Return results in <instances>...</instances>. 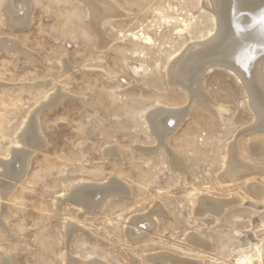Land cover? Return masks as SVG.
<instances>
[{
	"label": "rangeland",
	"instance_id": "rangeland-1",
	"mask_svg": "<svg viewBox=\"0 0 264 264\" xmlns=\"http://www.w3.org/2000/svg\"><path fill=\"white\" fill-rule=\"evenodd\" d=\"M97 1L114 7L98 30L88 0H27L19 28L0 0V159L28 157L16 181L0 167V264H264V62L256 92L221 63L199 90L176 85L175 60L219 30L214 7ZM161 108L179 112L166 135L147 120ZM232 151L246 170L227 175ZM81 185L113 193L92 208L68 199ZM202 196L234 200L201 214Z\"/></svg>",
	"mask_w": 264,
	"mask_h": 264
},
{
	"label": "bare ground",
	"instance_id": "bare-ground-1",
	"mask_svg": "<svg viewBox=\"0 0 264 264\" xmlns=\"http://www.w3.org/2000/svg\"><path fill=\"white\" fill-rule=\"evenodd\" d=\"M88 4L91 10L94 27L98 30L99 22H97V19L106 17V14L112 13L114 10V7H112L111 5L107 3L97 1V0H88ZM207 5L213 6L214 9L216 10L215 15L219 20L217 18L216 19L219 21L218 23H220L219 30L216 31L217 33H215V36H213L211 40H208V42L203 44V46L199 45V46H195L194 48L191 47L192 49L185 52V54L182 57H180L178 60H175L173 64V68H172L173 73H174L172 83L176 84L178 81L179 84L180 83L185 84L186 82L188 83L189 81H192V87L197 88L198 85H200L199 84L201 80V79L199 80L200 75L204 74L207 68L209 70L211 68L208 65L211 63L212 64L221 63V65L227 64L232 69H234L233 72H235L238 75V78L243 81V84L245 83L246 85H249V88L252 89V90L249 89L251 90V92L252 91L256 92L258 88H260L263 84L261 81V72H262L263 62H264V0H207ZM5 12L7 14L8 22L12 27L19 28V26H22L24 24L26 25L29 22L30 6L27 0H7V4L5 6ZM146 40L149 43L152 41L151 38H147ZM5 43L8 44L9 47L11 46L14 49L17 48V42L15 41L12 42L9 40V41H6ZM215 59H218V60H215ZM192 94L194 95L193 92ZM59 95H60V92L59 94H57V96ZM195 95L197 96V93H195ZM249 97H251V95ZM62 98L63 96L60 95L59 97L56 98V101H53V103L54 102L58 103L60 100H62ZM147 120L150 124V127L154 129V131H156L157 134L162 133L163 135H166L178 124L177 122L179 120V112L176 113L174 111L161 108V109H157L155 111L150 112L147 115ZM260 126L261 125H259V129H261ZM33 127L34 125L32 126V128ZM39 137L37 136V134L33 132L31 133L22 132V134H20V137H19V142L22 145L30 148L31 151H33L43 146L44 142L41 141L42 137L40 138ZM164 140L165 142L163 143H166L165 138ZM17 148H20V146ZM260 148L261 147L257 145L255 151L260 150ZM26 151H27V148H26ZM13 154H15L14 159L11 158L12 160L9 162L7 160L3 161L0 159V167L4 168L5 175H7L9 178L16 181L17 179L21 178L24 172V168L26 166V160H28L26 158L28 157L25 155H21V153L16 152V151ZM180 165H182V163ZM243 169L246 170L245 164H243L239 160V158L236 155V151H232L230 160L228 163L227 175H230L233 172L242 171ZM2 185L0 182L1 193L5 197L6 193L10 190V188L9 187L7 188V186H5L4 184ZM105 190H106L105 188L101 189L97 186L81 185V186L74 188L69 193L68 199L70 198L73 201L88 205L92 208H99L101 204L103 203V201L107 198V196L113 193V192L106 193L107 191ZM251 191H253V193H255L258 196H260V194L262 193L261 188L255 185L251 187ZM233 200L231 198L230 201L228 200L219 201L218 199L216 200L213 198L202 196L199 198L197 210L201 214L206 213V212H212L218 215L221 213L223 214V211H225V208L230 203H232ZM0 216H3V215L0 214ZM143 220H144L143 218L139 217L135 220V224L136 223L138 224V222H144ZM1 225L3 226V222L1 221V218H0V226ZM72 230L75 231L74 229ZM69 232L70 231L67 232L68 235H69ZM197 238L192 235L190 236L189 240L191 242H196L201 247L207 249L208 245L206 244V242L200 239L197 240ZM159 257H164V256L162 255ZM69 260L73 261L74 263L78 262V260H75V258L73 259L69 257ZM87 264H101V263L99 262L97 263L96 261H89L87 262Z\"/></svg>",
	"mask_w": 264,
	"mask_h": 264
}]
</instances>
